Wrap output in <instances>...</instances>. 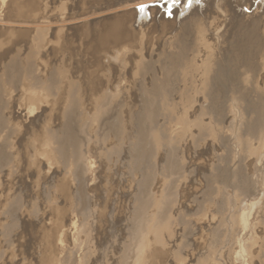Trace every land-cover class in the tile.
<instances>
[{"label":"rangeland","instance_id":"rangeland-1","mask_svg":"<svg viewBox=\"0 0 264 264\" xmlns=\"http://www.w3.org/2000/svg\"><path fill=\"white\" fill-rule=\"evenodd\" d=\"M238 1L227 36L215 37L211 22L206 36L178 44L175 28L138 29L93 50V39L65 26L52 45L33 28L90 13L17 18L0 8V264H135L134 205L143 194L152 200L144 264H264V24ZM5 30L27 35L7 39ZM174 54L185 60L168 82ZM155 82L167 90L145 93ZM144 99L157 104L151 123L140 121ZM68 128L75 144L63 151L93 160L91 177L74 154L53 153L49 139ZM139 130L149 153L135 168ZM163 206L169 213L155 233L151 219ZM70 220L75 241L62 235ZM239 237L248 248L241 257Z\"/></svg>","mask_w":264,"mask_h":264},{"label":"bare ground","instance_id":"bare-ground-1","mask_svg":"<svg viewBox=\"0 0 264 264\" xmlns=\"http://www.w3.org/2000/svg\"><path fill=\"white\" fill-rule=\"evenodd\" d=\"M197 1H199V5H196L197 3L195 4V2H197ZM248 1H249V8H248V3H247V10H248L247 16L252 17L253 22H257V20H258V22H257L258 24H261V23L264 24V0H248ZM238 2H239L238 0H0V8H2V7L5 8V13H6L5 17H7V16L12 17L13 16V17H17V18L18 17L19 18H21V17H23V18L35 17L36 18L37 17L40 19V18H45L47 16H62V14L68 13V15H65V16L70 19L71 15H73V14L78 15L81 13V15H82L85 13L86 14L90 13L85 18H80L79 20H78V18H73L76 20L72 21L73 22L72 24H67V22H64L61 19L60 20L56 19L57 22L55 25L40 23V25H34L33 28L39 29L38 31H36V34L34 36L36 39L37 38L39 40L41 39L40 41H42V43L52 45L56 42V40L59 37L58 35L61 32V31H58V29H56L57 28L56 26L57 25L59 27L65 26V28L67 30L66 32H71V33L76 32V33H80V34L82 33V34H85L88 38L93 39V45H92V47H90V50H93L94 49L93 46H96L99 44H101V45L102 44L104 45L107 43L108 44L109 43L110 44H116V43L123 42L124 40L126 42H128L129 40L136 38L138 29L145 30V31H147V33L149 35H152L155 28H157L159 30L158 32H161V31L163 32L164 30L168 31L169 29L175 28L177 33L172 38L170 37V39H173L175 44H178L179 39L195 38V37H198L200 35L206 36L205 35V33H206L205 25L211 24V23H214V25H212L211 27L208 26L207 30H210L213 34H215L214 35L215 37L216 36H227L228 33L230 32V30L232 29L231 26L229 25V22H231V18H229V16L231 13L234 12L232 10V8L234 9L235 4ZM141 5H145L146 7H144L143 10H141V7H140ZM165 16H167V17H165ZM209 20H211V21H209ZM65 21H67V20H65ZM1 25H3V24H1ZM19 26L20 25H18V27ZM46 28L50 29V30L46 31V32L50 31V36L48 39H46L45 35L43 34V30H42V29H46ZM5 32H6V34L4 33V36H6L7 39H8V37H9V39H10V37H16V40H18V41L20 39H24L25 38L24 36L27 35L26 31L22 32V31H18V30H9L7 33V30H5ZM0 35H1V31H0ZM6 38H4V39H6ZM37 42H38V40H37ZM20 45H21V43H20ZM173 56H174L173 58L169 59V62L167 64L168 66L165 67V69H164V78L168 82L172 76H174L176 73H179L178 70L180 68V65L183 64L184 60H185L183 55L176 57V55L174 54ZM116 59L120 63L123 62L125 60L124 53H122V51H120V53L117 54ZM97 61L98 60H95V63H98ZM141 68H142V71H144V72L149 71V68L147 66H143ZM8 77H9V75H8ZM37 83H39V85H40V82H37ZM18 84H19V81H18ZM150 86H152V87L149 89L146 88L144 90L145 93L150 92L152 94H155V93L157 94L158 91H160V90L161 91L167 90V84H164V83L157 84L155 82ZM48 87L53 89L52 86H48ZM51 92H53V91H51ZM157 95H159V94H157ZM144 96L149 97L148 94H145ZM157 97L159 98V96H157ZM73 98H74V93H73ZM155 103H156L155 101L153 103V99H146L145 100L146 106H145L143 114L141 115L142 116L141 120H140L141 122L151 123L153 121L155 111H157L155 109V106H153V104H155ZM155 105H157V104H155ZM72 107H74V105ZM70 133H69V128H68V131H66L65 133L62 134L63 136L61 135V136H59V138L52 137L51 139H49V142H51V143L54 142V145H55L53 148V150L55 152L53 151V153L57 157H61V158H63L64 156H65V158H67L68 156H66V155H68V154L73 155L74 154L73 160H75L76 159L75 156H77V159L80 161V164L82 163V165H83V167H82L79 164L77 167V170H79L80 172H83L85 176L91 177L92 172L94 170L93 160H89V159L84 158V156L82 154H80L81 153L80 151H78L79 153H74L76 151L75 149L73 151L69 152L68 154L65 151H63L66 147H69L72 149L74 148V144H75L74 140L75 139L72 138L73 132L71 134ZM252 133H255V132H252ZM147 139H145V132H143L142 130H139V138H138V140L136 139L137 140L136 144L133 147V149H135V151H134V156H133L134 161L132 163L133 164L132 166H134V167L135 166L139 167L140 165L144 166L146 156L149 153L148 151H146L147 149L144 148L145 147L144 142ZM146 146H147V144H146ZM77 159L75 162H78ZM147 176H149V175H147ZM147 181H148V179L146 180V182ZM146 196H144V194H143V196L141 195L139 197V199L137 200L136 205H134L135 213H136V215L134 217H136V221L134 220L135 225H134V231L132 233L133 239H131V238L130 239L132 240L131 245L132 246L134 245L136 248L135 252H134V254L136 255V256L134 255V257H135L134 263L136 261L135 264H144V262H145L143 260V259H145V258H143L144 253H145L144 250L148 245L147 244L148 239L146 238L147 236L145 237V234L147 233V231L145 232V230L148 229L147 227L149 226L148 223L150 220L148 219L149 221L146 224V222H145V221H147L146 218L149 216L146 213V210L148 209L150 204L152 206V203L150 202L151 199L148 197H147V199L148 200L150 199V200H149V204L147 203V200L145 199ZM160 206L161 205H159V207H157V210H156L157 212H158V210H161ZM248 206H250V205H248ZM164 207L165 206L162 207V211H163L162 213H160L159 215H158L159 212L157 213L158 216L154 221H152V219H151V222H154L152 227L154 228L155 233H158L160 231V230H158V228H160L161 227L160 225H162L165 222V221L163 222V220L165 219L166 213L168 212V210L166 207L165 210H167V212L164 211L163 210ZM250 211H252V210L250 209ZM168 213H167V215H168ZM146 214H147V217H146ZM244 215H242L240 218H241V227H244L243 229L245 230L248 228V220L246 218L247 214L245 216ZM249 218H251V217L249 216ZM67 223H68V225L65 228V230H63L62 235L71 236L75 241V237L79 233L78 224L74 220L72 222H71V220L67 221ZM164 225H162V226H164ZM150 227H151V224H150ZM160 229H162V228H160ZM83 230H85V233H87V231H88L86 229V227H83ZM144 232H145V234H144ZM242 232H243V230H242ZM150 233H151V230H150ZM246 233H247V231H246ZM250 233H252V232H250ZM152 234H153V232H152ZM244 234H245V232H244ZM241 235H243V234H241ZM149 236H150V234H149ZM153 236H156V234H154ZM78 237H79V235H78ZM249 237H251V235ZM77 240L79 241V238ZM238 240L240 242V237L238 238ZM238 240H237V242H238ZM241 240H242V237H241ZM248 240H250V239H248V237H247V241ZM85 241H86L85 243L87 245L88 241L86 240V238H85ZM244 242H246V240H244ZM61 244L59 246H61ZM240 244H241V242H240ZM243 244H241L239 246L240 250L238 251V256H240V255L242 256L243 252L245 254V251L248 249L247 248L244 250V248H246V247H244ZM246 246H247V243H246ZM76 247H74V248H76ZM77 249H80V248L77 247ZM86 249H88V248H86ZM147 250H148V248H147ZM126 251H128V250H126ZM85 252H87V251H85ZM85 252L83 251L84 254H86ZM74 253H75V251H74ZM132 254H133V251H132ZM246 254H247V252H246ZM62 256H63V253H62ZM74 256L76 258L75 254H74ZM81 256H82V259L79 258L81 260H79V259L78 260L81 261V263H83L82 262L84 260L83 255H81ZM125 256H126V253H125ZM61 259H62V257H61ZM63 259H64V257H63ZM49 261H51V260H49ZM238 261H240V260H238ZM62 262H64V261H62ZM124 262H125V260H124ZM244 262H245V259H244ZM68 263H70V262H68Z\"/></svg>","mask_w":264,"mask_h":264},{"label":"snow or ice","instance_id":"snow-or-ice-1","mask_svg":"<svg viewBox=\"0 0 264 264\" xmlns=\"http://www.w3.org/2000/svg\"><path fill=\"white\" fill-rule=\"evenodd\" d=\"M140 7H141V10H143V8L146 7V6L145 5H141Z\"/></svg>","mask_w":264,"mask_h":264}]
</instances>
